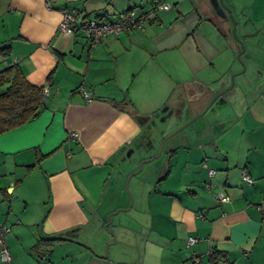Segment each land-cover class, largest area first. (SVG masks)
<instances>
[{"label":"crops","instance_id":"crops-1","mask_svg":"<svg viewBox=\"0 0 264 264\" xmlns=\"http://www.w3.org/2000/svg\"><path fill=\"white\" fill-rule=\"evenodd\" d=\"M152 1L0 0V46H9L0 69L17 63L30 82L49 86L36 117L0 133V221L10 227V260L0 264H73L81 256L79 264H189L191 250L211 264L209 247L229 264H264V0H223L238 35L251 38L258 54L259 73L240 92L238 126L224 123L235 121L232 111L220 120L222 139L237 127V140L207 153L200 141L191 150L185 139L163 162H145L128 181L132 233L127 223L110 233L121 210L111 222L108 214L129 205L127 176L159 145L137 147L135 155L142 119L134 112L168 109L173 96L179 106L188 97L196 114L239 68L240 45L223 35L230 33L229 12L212 0H165L170 8L152 13L144 30L104 36L94 46L80 31L58 30L63 7L112 20L130 7L149 11ZM220 191L228 199L215 200ZM189 236L201 240L187 247ZM51 237L57 240L42 256L35 243ZM130 238L133 255L122 244Z\"/></svg>","mask_w":264,"mask_h":264},{"label":"rangeland","instance_id":"rangeland-1","mask_svg":"<svg viewBox=\"0 0 264 264\" xmlns=\"http://www.w3.org/2000/svg\"><path fill=\"white\" fill-rule=\"evenodd\" d=\"M234 19V18H233ZM235 20L231 19V24L233 25V22ZM232 25L230 29V35L234 42H236V39L241 40L242 45L244 47L242 53L240 56H237V53L241 49L242 45H240L239 50L235 52V64L239 65L237 71V76L234 77V71L230 73V83H233L232 87L219 95L216 100L209 106V108L200 116L196 117L193 121L188 123L186 126H184L182 129L178 130L176 133L173 135L169 136L166 138L171 132H173L175 129L178 127L182 126L185 122H187L193 115H195V110L192 109L191 107V100L189 98L183 97L181 100L180 106H178L176 109L172 110V112L169 114L166 113L168 109H161L159 112H157L154 117L149 121L147 124L148 127L150 128L148 132V140L155 142V140L159 139V145L157 147V150L155 154L158 152L159 147L161 145V142L164 140L163 143V149L161 153L156 157L157 162H163L165 159L169 147L173 144H181L185 139H188L186 143H189L190 149L192 150H198L199 147L196 148L194 146L198 141H200L201 146H204V149L206 152L214 153L217 151H220L222 148L224 141L230 144H234L235 140H237L236 136L237 133L234 137V132L236 131V128H234L235 131H232L230 137H227V139H222L221 137V121L223 120L224 117H226L228 111L234 112V119L235 121L230 122V119H224V123L226 125H235L238 126L237 124V111L241 110L244 104V101L242 100V91L249 89L251 86L252 82L254 79L257 77L259 73V68L257 61L253 58L252 55L257 56L258 54H252L253 47H251L250 43L252 42L251 38H242L238 35V30H236V25H235V36L232 34ZM240 71V72H238ZM233 75V77H232ZM228 84V86H229ZM218 91V90H217ZM240 92L241 95H240ZM238 93L240 97H238ZM177 106V105H175ZM174 107V104H173ZM193 114V115H192ZM192 115V116H190ZM151 116V115H150ZM232 118V119H233ZM223 124V123H222ZM161 133V134H160ZM160 137V138H159ZM153 142V143H154ZM212 142L219 147L218 150H215V145L212 144ZM154 154V155H155ZM208 155V154H207ZM211 156V155H210ZM149 162V161H148ZM139 167V164H138ZM216 171L215 166L212 167ZM143 171V168L140 170V172ZM128 182V181H127ZM206 188V187H205ZM125 189H126V181H125ZM207 190V189H205ZM129 191V187L127 184V190ZM130 194V193H129ZM130 200V198H129ZM130 202V201H129ZM132 211H127V210H121L117 214H115L112 222L110 223V229L115 230L119 228V224L121 223H127L126 225L128 228H124L126 232L132 233V226H133V218H132ZM119 225V226H118ZM113 230V231H114ZM134 238H130L126 243L124 244L123 247H126L129 249V252L131 255L132 254V242L134 241ZM126 241V240H125ZM127 245V246H126ZM117 246H122L120 242H118ZM85 247H87L85 245ZM109 251L104 248L102 251V254H108ZM83 254V253H82ZM83 260L82 256L79 257L78 261L75 262L73 261V264H79ZM48 263V261H47Z\"/></svg>","mask_w":264,"mask_h":264},{"label":"built area","instance_id":"built-area-1","mask_svg":"<svg viewBox=\"0 0 264 264\" xmlns=\"http://www.w3.org/2000/svg\"><path fill=\"white\" fill-rule=\"evenodd\" d=\"M46 5L48 6V0H45ZM170 4L165 0H153L149 11H141L136 7L127 8L121 10L117 13L114 19L112 20H100L96 17H91L84 12H80L74 9L63 7L61 9V18L58 23V30L67 33L75 34L78 31L82 32L84 37L90 46L96 45L104 36H119L122 33L128 32L130 30H144L146 23L151 20V14L156 13L158 10H166L170 8ZM85 99L90 98V93L82 89ZM49 93V86L44 85L42 87V97L46 101L47 95ZM71 137L77 136L76 132L70 133ZM204 166H207L206 163H203ZM208 168V167H207ZM215 173V170L208 168V175L212 176ZM242 178L247 183H252L251 176L245 172L241 171ZM207 189L210 188V182L205 183ZM215 200L219 201L221 199H228V196L220 191L213 194ZM261 208L264 209V205H261ZM10 227L4 222L0 221V259L4 262H9L10 254L8 247L5 243V238L9 233ZM201 239L195 236H189L186 239L187 247H190L196 244ZM207 254L211 258V264H229V261L226 257L221 255L215 256L214 249L209 247L207 249ZM214 254V256H213ZM187 260L189 264H202L201 255L196 251L191 250L187 253Z\"/></svg>","mask_w":264,"mask_h":264},{"label":"trees","instance_id":"trees-1","mask_svg":"<svg viewBox=\"0 0 264 264\" xmlns=\"http://www.w3.org/2000/svg\"><path fill=\"white\" fill-rule=\"evenodd\" d=\"M223 35L225 37H228L229 40L234 41L230 33L229 35L223 33ZM8 48L9 46L7 45L6 46L1 45L0 52L5 54ZM42 87L43 86L41 85H37L30 82L17 63L10 64L0 69V133L12 129L14 127H17L19 125H22L38 115V113L45 104V101L43 100L42 97ZM174 99L175 98L173 96H170L169 99L165 102V106H170V108H168V111H166L167 114H169V112L171 113L172 110L175 109V107L179 106L178 105L179 102L175 101ZM122 101L124 105L128 107V110L131 111L134 109L128 99ZM160 110H155L151 114V116L150 115L142 116L134 112L133 115L137 120L142 119V122H140L141 131L132 140L136 145V147L134 146V144L132 145V147H134V149L132 150L135 152L136 156H137L136 152L138 151V149L136 150L137 147L145 148L149 145H153L154 142L153 139L152 141L148 140L147 135L150 128L148 127L147 124L152 119V117H154V115ZM119 152L120 149H118L114 155L116 156ZM155 152H153L152 155ZM133 157L134 155L133 156L131 155L129 159L132 160ZM167 168L168 169L166 170L164 175L168 173L169 165H167ZM55 240H57V238L51 237V238H47L46 240L39 239L35 243L36 246L35 249L43 248L42 256H45L47 252L51 250ZM213 249L215 256L221 255L223 257H226L222 251L217 250L215 248ZM212 258L210 255V259Z\"/></svg>","mask_w":264,"mask_h":264},{"label":"water","instance_id":"water-1","mask_svg":"<svg viewBox=\"0 0 264 264\" xmlns=\"http://www.w3.org/2000/svg\"><path fill=\"white\" fill-rule=\"evenodd\" d=\"M212 1L214 2V5H215V6H217V4H218L221 8L226 9V10L229 12L230 20H231V19L234 20L232 14L230 13V12H231V11H230V8L224 3L223 0H212ZM232 22H233V21H232ZM232 34L235 36V22H233V25H232ZM236 40H237V42L239 43V45H242L241 40H239V39H236ZM243 49H244V47H243V45H242L241 49H240L239 52L237 53V56H238V57H239L240 54L242 53ZM233 75H234V74H233ZM233 75H232V77H233ZM232 85H233V83H230L229 86H227L226 88H224V89H222V90L216 92V93L214 94V96L209 100V102L206 104V106H205L201 111H199L198 113H196L195 115H193V116H192L187 122H185L182 126L178 127V128L175 129L173 132H171L166 138H168L169 136L173 135V134L176 133L178 130H180V129H182L184 126H186L188 123H190L191 121H193L196 117H198V116H200L201 114H203V113L209 108V106L214 102V100H215L219 95H221L222 93H224L225 91H227L228 89H230V88L232 87ZM163 143H164V140L161 142V145H160V147H159V150H158V152H157L155 155L151 156L150 158H146V159H142V160H140V162H139V167L137 168V170H135L134 172L130 173V174L127 176V178H126V190H127V184H128L127 181H129L130 176H131L132 174H136V173L140 172V170L142 169L143 164H144L145 162H148V161L154 160V159H155V158L161 153V151H162V149H163ZM127 193H128L129 198H130V202H129L128 207H127V208H121V209L119 208V209H116L114 212H110V213L108 214V221H109V222H111L112 215H113L114 213H116L117 211H119V210H127V209H130V208H131L132 203H133V197L131 196V194H129V193H130L129 191H127ZM110 233H111L112 237H114V234H113L112 230H110ZM107 246H108V245H106V248H107Z\"/></svg>","mask_w":264,"mask_h":264}]
</instances>
